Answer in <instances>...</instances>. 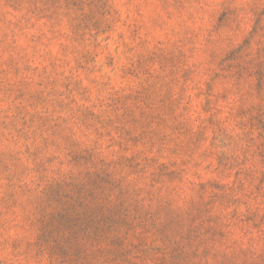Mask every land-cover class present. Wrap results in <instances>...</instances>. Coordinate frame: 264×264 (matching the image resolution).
<instances>
[{
    "label": "rangeland",
    "instance_id": "rangeland-1",
    "mask_svg": "<svg viewBox=\"0 0 264 264\" xmlns=\"http://www.w3.org/2000/svg\"><path fill=\"white\" fill-rule=\"evenodd\" d=\"M0 264H264V0H0Z\"/></svg>",
    "mask_w": 264,
    "mask_h": 264
}]
</instances>
